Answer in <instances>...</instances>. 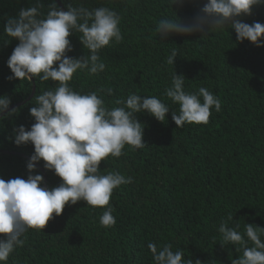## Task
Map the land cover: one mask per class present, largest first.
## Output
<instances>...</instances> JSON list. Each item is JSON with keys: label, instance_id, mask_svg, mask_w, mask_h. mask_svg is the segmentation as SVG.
<instances>
[{"label": "trees", "instance_id": "16d2710c", "mask_svg": "<svg viewBox=\"0 0 264 264\" xmlns=\"http://www.w3.org/2000/svg\"><path fill=\"white\" fill-rule=\"evenodd\" d=\"M53 0H0V97L11 101V116L0 118V178L27 179V162L34 153L31 143L17 146L13 129L30 130L35 96L56 86L53 81L9 79L7 61L19 41L6 36L10 17L21 9L40 7L47 14ZM66 11L69 6L89 10L109 7L121 17L122 41L99 53L106 68L96 75L74 74L70 86L100 93L107 107L129 94L157 96L170 111L164 122L147 112L136 114L144 128V148L126 146L120 158L108 157L101 171H117L131 177V184L114 190L110 206L116 223H99L104 209L86 202L65 206L43 230L29 229L26 242L9 257L7 264H153L147 245L166 243L182 250L193 264H231L242 251L221 245L218 232L222 220L243 233L245 224L264 228V47L237 39L231 27L190 36L156 31L162 18L177 17L189 23L201 14L206 0H54ZM62 6V7H61ZM236 19L249 25H264V5L254 6L251 15ZM79 33L69 37L70 57L87 55ZM176 49L174 64L167 57ZM185 78L187 92L206 87L221 101L212 109L206 125L177 127L172 112L179 106L165 96L173 75ZM35 93L32 96L33 89ZM32 96V97H31ZM10 109V110H11ZM36 165L49 189L62 182L53 171ZM264 239V237H262ZM249 246L251 243L249 242Z\"/></svg>", "mask_w": 264, "mask_h": 264}, {"label": "clouds", "instance_id": "9594fccd", "mask_svg": "<svg viewBox=\"0 0 264 264\" xmlns=\"http://www.w3.org/2000/svg\"><path fill=\"white\" fill-rule=\"evenodd\" d=\"M181 0H171L172 5ZM264 5V0H206L201 14L189 23L177 17L162 18L156 31L160 36L179 34L190 36L195 32H211L231 27L241 42L250 41L264 47V25H249L238 17L251 15L254 6ZM40 7H43L40 5ZM40 7L21 9L17 17L8 18L5 34L19 41L7 61L12 76L9 79L53 81L56 86L35 96L30 115L34 118L30 130L24 126L13 129L14 143L19 146L31 143L34 153L27 162L30 173L27 179L0 178V264H7L10 255L26 242L29 229L43 230L55 216H60L68 204L84 201L93 208L104 211L99 217L102 227L115 225L114 209L110 199L114 190L131 184L133 179L117 171H101L100 163L109 156L120 158L124 149L145 147L144 128L136 114L147 112L157 121L164 122L169 106L157 96L129 94L126 99L115 101L117 107H107L102 92L112 95V89H99L89 93L75 91L70 86L74 74L87 72L96 75L105 70L100 51L111 43H119L123 36L119 27L121 17L109 7L89 10L69 6L61 10L56 3L50 4L47 14ZM79 33V39L87 55L73 58L70 35ZM177 57L173 49L167 63L174 64ZM185 78L173 75L165 96L179 106L172 112L177 127L185 124L206 125L214 108L221 110V101L206 87L187 92ZM11 101L0 97V118L11 116ZM44 162V168L53 171L62 181L59 186H42L44 178L36 172V165ZM222 220L218 227L221 245L231 244L242 251L231 264H264V228L245 224L244 231L229 227ZM249 242L251 246H249ZM153 264H193L185 261L182 250L173 251L170 243L162 247L154 242L147 245ZM196 264H200L199 261Z\"/></svg>", "mask_w": 264, "mask_h": 264}, {"label": "water", "instance_id": "95a60500", "mask_svg": "<svg viewBox=\"0 0 264 264\" xmlns=\"http://www.w3.org/2000/svg\"><path fill=\"white\" fill-rule=\"evenodd\" d=\"M61 7H62V6H61ZM34 93H35V88L33 89L32 96L34 95ZM32 96H31V97H32ZM11 108H12V107H11ZM11 108H10V109H11ZM10 109H9V110H10Z\"/></svg>", "mask_w": 264, "mask_h": 264}]
</instances>
